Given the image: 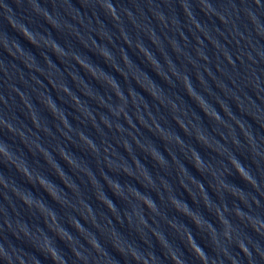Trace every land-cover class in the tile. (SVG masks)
<instances>
[{
  "label": "water",
  "instance_id": "water-1",
  "mask_svg": "<svg viewBox=\"0 0 264 264\" xmlns=\"http://www.w3.org/2000/svg\"><path fill=\"white\" fill-rule=\"evenodd\" d=\"M4 151L0 264H264V0H0Z\"/></svg>",
  "mask_w": 264,
  "mask_h": 264
},
{
  "label": "clouds",
  "instance_id": "clouds-1",
  "mask_svg": "<svg viewBox=\"0 0 264 264\" xmlns=\"http://www.w3.org/2000/svg\"><path fill=\"white\" fill-rule=\"evenodd\" d=\"M102 6L105 7V10L109 14L113 15L114 17L116 16L115 9L113 8V6L110 3L103 4ZM24 34L27 37H31L30 34H29V32L26 29H24ZM33 42H35V41L33 40ZM53 46H54V49L56 51H59V48H58V46L56 44H53ZM103 55L108 58V53L105 52V53H103ZM8 130L11 131V129H8ZM0 155H4L5 158H7V155L8 154H7L6 151H4V152L0 153ZM197 159L200 161V164H201V160L199 158H197ZM160 161L163 162L161 159H160ZM231 162L233 163V165L236 168L237 172L242 176V178H244L245 180L249 181V179H250L249 178V175L245 172V170L243 169L242 165L240 163H238L237 161H235V160H232ZM18 170L21 171V169H19V168H18ZM22 172L31 181V177L28 175V172L26 170H22ZM37 182L40 183V185L42 187H44L46 190H48V188L45 187V185H47V184H46V182H45L44 179H38ZM50 194L54 198H56L55 193L50 192ZM145 200L147 201V206H149V205L152 206L150 210H153L154 211L155 209H154L153 203L150 201V199H145ZM23 201H24V203L27 206H29V207L32 206V201L31 200H29V199H23ZM177 210L178 211H181L179 208H177ZM184 212L187 213V209L186 208L184 209ZM239 215H240V213L237 212V216H239ZM194 222L197 224L198 227H200V221L199 220L198 221L197 220H194ZM221 223H224V221L221 220ZM225 237L228 238V239H231L230 232L226 231L225 232ZM188 246L192 250V252L194 253V255L203 262L204 259H205L204 253H203L202 249L199 248V246H197V245L194 244L191 236L188 237ZM93 247H96V245L93 244ZM239 247L241 248L242 251H244L245 253H247V249L244 247V245L242 243L239 245ZM45 248L48 249L49 254L51 255V257H52V259L54 261V264H57V253H56V251H54L51 248H49L48 247V244L45 245ZM133 258L135 259V256ZM172 259H173L174 264H177L176 258L173 257Z\"/></svg>",
  "mask_w": 264,
  "mask_h": 264
}]
</instances>
